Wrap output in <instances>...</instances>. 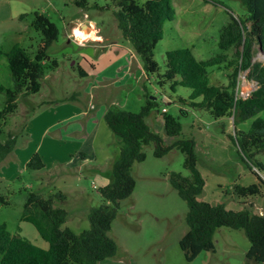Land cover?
I'll return each mask as SVG.
<instances>
[{
  "label": "rangeland",
  "instance_id": "374dc122",
  "mask_svg": "<svg viewBox=\"0 0 264 264\" xmlns=\"http://www.w3.org/2000/svg\"><path fill=\"white\" fill-rule=\"evenodd\" d=\"M8 1L7 10L15 11L17 15L12 21L0 24V47L4 52H8L14 44H19L31 56L34 55L41 39V33L31 25L35 12L49 17L59 31L57 40L47 51L49 59L44 66L45 74L40 80V90L25 99L20 97L17 110L6 118L3 137L7 132L17 133L14 150L26 149L28 146L31 149L42 144L50 153L56 152V148L63 149L61 152H73L74 149H78L77 141L82 129L66 134L65 138L62 136L63 140L56 141L58 145L55 144L53 149L48 143L50 138H55L56 128L51 127L43 141L41 133L35 132L40 127L39 124H35L32 136L26 135L25 131L30 132L23 127L39 114L58 109L62 99L69 96L79 97L74 106L81 109L88 107V100L90 99L91 102L93 99L92 105L95 106L93 112L103 107L102 101L110 103L112 99H116L121 105L124 104L123 107L127 110L139 111L140 100L142 103L145 100L143 95V85H145L148 97L157 102V107L151 109L147 117L151 130L158 133L166 144L174 141L175 138L167 136L164 130L161 111L165 107L167 113L179 118L182 125L180 137L192 138L195 141V151L200 161L198 168L205 179L203 191L198 199L214 204L221 203L226 209H240L245 206L253 211H264V197L250 198L242 204L241 200L232 194V185L235 183L248 185L257 181L255 174L238 157L234 146L226 136L234 132L232 121H227V127L222 133L221 122L214 120L204 110L173 101L177 95L187 98L190 94L188 87L176 85L172 91L168 81L160 86L155 74L147 75L144 72L141 58L133 49L135 57L130 65L131 73L126 78L106 91H102L97 83L94 87L97 78L94 77L92 70H89L90 64L86 57L88 54L93 59L97 57L100 48L95 47L94 44L100 46L102 43H93L91 41L93 38L80 40L75 32L77 29L87 32L92 28L95 29L97 36L102 35L103 43L113 39L121 40L122 35L117 27L113 14L114 7L110 0H87V9L78 6L77 0ZM138 1L142 2V0ZM170 1L174 16L164 22L162 38L153 50L160 72L165 70L166 52L177 48H188L197 59L202 60L220 54H227L228 60L233 58V49L223 50L218 46V42L221 29L229 20V13L242 20L247 17L248 12L239 0ZM23 13L25 15L19 18ZM82 24L83 26H80ZM21 30L23 31L20 34ZM128 46H130L129 42ZM258 47L256 46L253 59L264 62V52ZM53 61H56V64ZM81 67L89 70L88 76L80 74ZM208 71L210 84L227 83L226 74L229 69L226 67V62L209 67ZM244 72L241 71L240 76ZM108 73L120 76L124 73V67L118 66L115 69L112 67ZM243 80L244 83L248 82L247 77L240 78V91ZM0 83L6 87L12 86L4 55L0 56ZM138 87L142 89L141 94L137 91ZM92 90L93 94L97 95L101 90L102 95H92ZM4 105L5 94L0 93V110ZM259 116L264 119V110ZM81 122L84 123L83 120ZM250 124V120H245L237 122L235 127L238 130L248 131ZM110 134L112 156L106 161L109 167L117 148L114 135L112 132ZM84 139V136L80 138L81 143ZM107 139L100 132L96 150L97 146ZM91 141L83 142L88 149ZM62 145L63 148L60 147ZM143 150L145 159L135 162L131 168L135 180L134 189L129 197L120 201L117 214L111 223L109 235L116 242L117 254L98 264H243V262L248 264L245 252L250 246L249 239L242 229L229 227H220L215 231L214 251H202L194 259H186L179 240L188 230L186 221L188 206L169 182L171 172L189 174L184 167L185 154L178 149H172L165 155L156 157L153 154V143L144 146ZM13 151L0 160V175L3 176L0 178V191L6 194L9 201L8 204L0 203V223H4L9 232L23 233L25 237L31 239L30 236L33 234L27 226L32 225L30 223L26 225V221L21 219L27 193L38 191L49 195L62 191L66 194V198L60 204L68 210V217L63 226H68L75 232L86 229L89 226L87 218L89 209L104 202L99 194L100 178L89 171L100 160L93 159L80 168V153L74 151L73 155H68L70 160L64 163L66 165L73 161L70 170L68 165L64 167L68 170V172L66 170L68 175L65 176L63 173L49 180L44 176L45 169L27 168L13 156ZM205 154L215 162L209 161ZM257 159L263 164V170L253 169L264 179V153H259ZM57 171L59 172V169Z\"/></svg>",
  "mask_w": 264,
  "mask_h": 264
},
{
  "label": "trees",
  "instance_id": "16d2710c",
  "mask_svg": "<svg viewBox=\"0 0 264 264\" xmlns=\"http://www.w3.org/2000/svg\"><path fill=\"white\" fill-rule=\"evenodd\" d=\"M239 1L246 8L247 17L242 20L229 13V20L222 27L218 42L223 50L233 49L232 59L228 60L227 54L197 59L190 49L177 48L166 52L163 72L159 71L160 66L154 59L153 50L162 38L164 22L174 16L171 1L110 0V3L114 7L113 14L122 38L140 56L144 72L147 75L155 74L160 86L165 81L170 82L172 91L176 85L190 89L187 98L177 95L173 101L204 110L214 120L221 122L222 133L227 127V121H232L234 132L226 136L238 157L257 177L256 182L248 185H232V194L244 204L250 198L264 197V179L255 170H263V164L257 159V155L264 153V119L259 116L264 110V62L253 59L259 43V50L264 52V0ZM76 4L88 8L87 0H77ZM24 15L23 13L19 17ZM31 25L41 33L33 56L19 44H14L8 52L0 47V56L4 55L6 58L12 81L11 87L0 83V93L5 94V105L0 110V160L13 151L17 139V133L14 132H7L3 137L6 118L17 110L20 97L25 99L40 90V80L45 74L44 66L49 59L47 51L59 34L56 24L43 13L35 12ZM220 62H226L229 69L226 74L227 83L210 84L208 68ZM53 63L56 64V61ZM246 70V77L256 81L258 86L248 95L236 98L239 72ZM80 73L85 75L82 70ZM143 95L145 100L139 111H130L112 104L104 112L103 119L114 135L117 148L111 159V166L104 171L109 182L99 187V194L104 202L89 209V226L80 232L63 226L68 210L60 204L66 198L62 191L49 195L29 191L23 204L21 219L36 228L48 247L42 248L19 233H11L4 223H0V264H98L115 256L117 245L109 235L111 223L120 201L129 197L134 189L132 165L145 159L143 148L150 143L154 145L153 154L156 157H161L172 149L185 154L184 167L189 174L171 172L169 182L188 206V230L179 240L186 259L192 260L202 251H214L215 231L220 227H229L242 229L249 239L250 246L245 252L248 264L264 263V211H253L245 206L226 209L221 203L198 199L205 179L198 168L195 141L180 137L182 125L179 118L162 110L165 133L175 138L171 144H166L147 123V117L151 109L157 107V102L148 97L145 85ZM245 120H250V129H236V123ZM26 167L43 169L45 163L42 155L33 153L26 162ZM0 203H9L6 194L1 191Z\"/></svg>",
  "mask_w": 264,
  "mask_h": 264
},
{
  "label": "crops",
  "instance_id": "0c3cea01",
  "mask_svg": "<svg viewBox=\"0 0 264 264\" xmlns=\"http://www.w3.org/2000/svg\"><path fill=\"white\" fill-rule=\"evenodd\" d=\"M9 4L8 0H0V24H2L3 22L6 21H12L17 13L15 11H10L7 10V5ZM10 8V7H9ZM20 15V14H19ZM22 18V17H19ZM73 24H71L72 26ZM80 26H83L80 25ZM95 30V29H93ZM23 30H21L20 34L22 33ZM107 40V39H106ZM66 41H68V39H66ZM93 41V43H102L100 46L97 44H94L95 47L100 48L99 49V54L98 56L93 59V57H91L90 54H88V57H86L89 60V64H90V69L92 70L94 77L97 78V80L95 79L94 82V87L96 86V83L99 87H101L102 91H106V89H108L109 87L113 86L114 84H116L119 81H122L124 78H126L130 73H131V63L135 57V54L133 52V48L130 46H128V41L124 40L123 38L120 39H113L108 41L107 43H103V37L101 36H97V39L91 40ZM123 41V42H122ZM77 44V43H76ZM81 46V45H79ZM87 46V45H86ZM85 45L81 46V47H86ZM86 55V54H85ZM124 67V73H122L120 76H115L114 74H110L108 73V70L110 68H117V67ZM80 70H82V72L88 76L89 75V70H87L86 68L81 67ZM114 72V71H113ZM81 74V73H80ZM84 75V76H85ZM114 75V77H113ZM122 76V77H121ZM93 88V86L91 87ZM97 89V88H96ZM101 90L98 92V95L95 93L93 94V90H92V95H97V96H101L102 92ZM137 91L141 94L142 93V89H140L139 87L137 88ZM142 96V95H141ZM78 98V99H77ZM77 98H73L72 96L69 97H64L62 100V104L60 105V107L58 109H54L51 112H43L42 114H39L37 117L33 118L32 121L28 122L27 125H25L23 128H25V130H28L30 133H27V131H25V134L30 136H32L34 130H35V124H39L40 127L38 128L37 131H35L36 133H41L42 137H43V141L44 139L47 137V133L49 132L51 127L56 128L57 133H55V138H50L51 140L49 141L48 144L52 145V148L54 149L56 141H62L63 138H65L66 134H71L72 132H77L79 130L82 129V132L80 131V138L82 139V136H84V140L83 142L85 143L87 140H92L89 144V148L85 147L86 145H84V143H81V140L79 138V140L77 141L78 143V149H74V153H76V151L79 154V157L81 159V162L79 164L80 168H82L83 166H85L89 161L95 159V161H97L98 159L100 160L98 162V164L92 166L89 171L93 172L95 174V176H97V178H100V186L104 185L106 183L109 182V178L106 176V174L104 173L105 170L109 169V165H106V161L112 156L110 154V150H112V145H111V132L107 126V124L105 123L104 119H103V115L105 110L107 109L108 106L112 105V104H116L119 105L121 107H123V105L119 104V101H117L116 99H112L109 102H106L105 100L102 101L103 102V107L97 111V112H93L92 109L95 107L92 105V101L90 102V99L88 100V107H85L84 109H81L79 107L74 106L75 102H78L77 100H79V97ZM140 100V99H139ZM143 105V103L140 100V104H139V108ZM90 118L92 120V122L90 123ZM89 119V120H87ZM84 121L81 122V121ZM39 122V123H38ZM87 122V123H86ZM70 123H72L70 125ZM74 127V128H72ZM78 129V130H76ZM84 129V131H83ZM100 132H102V135H104V138L107 139L104 143L99 144L97 147L98 149L96 150V142L98 139V136L100 134ZM62 136H64L62 138ZM110 136V138H109ZM110 139V140H109ZM48 141V140H47ZM58 144H56L57 146ZM80 146V147H79ZM93 146V148H92ZM61 148H63L64 146H60ZM16 148V147H14ZM80 148V149H79ZM14 150V149H13ZM61 150L63 149H58L56 148V152L52 151L51 153L49 151H47L46 149L43 148L42 144L41 145H36L34 147H32L31 149H29V146L26 149H22V148H17L16 150L13 151V156L16 157V159L19 160L20 164H25L26 162L29 160V158L31 157V155L35 152H38L42 155L44 163H45V167L43 169H45V175L47 176L50 180V178L54 179L56 178L57 175L61 174L66 176L68 175L67 172L68 170H70L72 168V162L67 163L66 165L64 163H66L68 160H70L68 158V155L71 154L73 155L72 151H68V152H61ZM71 152V153H70ZM205 156L207 157V159L209 161L215 162L211 157L207 156L205 154ZM68 158V159H67ZM200 161H199V157H198V165H199ZM68 165V170L64 167H67ZM59 169V172L57 171ZM67 170V172H66ZM43 176V177H44ZM3 177L2 175H0V178ZM254 183V182H252ZM251 184V183H250ZM244 185V184H242ZM64 193V192H63ZM65 194V193H64ZM66 195V194H65ZM26 225L29 222H25ZM30 225H32L30 223ZM31 231L32 234L30 233V231H28V233H30L32 236H30L31 239H29L31 242H33L34 244L42 247V248H47L48 247V243L39 235L38 231L36 230V228L32 225V226H27ZM21 236H24L23 233H19ZM25 237V236H24ZM27 238V237H26ZM244 264V262H243Z\"/></svg>",
  "mask_w": 264,
  "mask_h": 264
},
{
  "label": "built area",
  "instance_id": "2783aa9c",
  "mask_svg": "<svg viewBox=\"0 0 264 264\" xmlns=\"http://www.w3.org/2000/svg\"><path fill=\"white\" fill-rule=\"evenodd\" d=\"M246 73H247V70L244 72V74L242 76H240V72H239L238 80H237V86H236V91H235L236 98L237 97H241V96L248 95L251 91H253L254 89H256L257 86H258L256 81L250 80V79L247 78L248 79V82H245L244 83V80H243V84L241 85L242 88H241V91H240V78L243 77V79H244L246 77ZM162 110L165 111L166 108L163 107Z\"/></svg>",
  "mask_w": 264,
  "mask_h": 264
},
{
  "label": "bare ground",
  "instance_id": "6f19581e",
  "mask_svg": "<svg viewBox=\"0 0 264 264\" xmlns=\"http://www.w3.org/2000/svg\"><path fill=\"white\" fill-rule=\"evenodd\" d=\"M75 35L80 39V40H85L87 38H94L97 39V35L95 34V31L90 28L87 32L86 31H81L80 29L76 30Z\"/></svg>",
  "mask_w": 264,
  "mask_h": 264
},
{
  "label": "water",
  "instance_id": "95a60500",
  "mask_svg": "<svg viewBox=\"0 0 264 264\" xmlns=\"http://www.w3.org/2000/svg\"><path fill=\"white\" fill-rule=\"evenodd\" d=\"M84 26H86V25H84ZM259 46H261V44L259 43Z\"/></svg>",
  "mask_w": 264,
  "mask_h": 264
}]
</instances>
